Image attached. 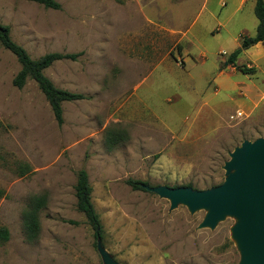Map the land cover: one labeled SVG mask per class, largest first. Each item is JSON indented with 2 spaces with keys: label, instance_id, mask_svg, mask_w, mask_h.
<instances>
[{
  "label": "rangeland",
  "instance_id": "obj_1",
  "mask_svg": "<svg viewBox=\"0 0 264 264\" xmlns=\"http://www.w3.org/2000/svg\"><path fill=\"white\" fill-rule=\"evenodd\" d=\"M56 1L61 10L0 0V25L33 59L80 54L45 74L86 98L63 104L60 126L35 81L14 86L21 64L0 43V226L10 232L0 264H106L102 249L117 264H240L237 216L203 227L209 209L173 207L148 188L217 187L231 154L264 137V45L237 60L254 74L228 64L257 34L255 1ZM109 132L124 135L112 149ZM82 169L102 241L77 209ZM36 197L46 204L31 242L24 222Z\"/></svg>",
  "mask_w": 264,
  "mask_h": 264
},
{
  "label": "water",
  "instance_id": "obj_2",
  "mask_svg": "<svg viewBox=\"0 0 264 264\" xmlns=\"http://www.w3.org/2000/svg\"><path fill=\"white\" fill-rule=\"evenodd\" d=\"M231 157L225 165V182L212 189H148L171 200L173 207L184 204L192 211L209 209L203 227L214 228L225 214L237 216L234 238L242 255L240 264H264V137L246 141ZM102 254L106 264H117L104 249Z\"/></svg>",
  "mask_w": 264,
  "mask_h": 264
},
{
  "label": "trees",
  "instance_id": "obj_3",
  "mask_svg": "<svg viewBox=\"0 0 264 264\" xmlns=\"http://www.w3.org/2000/svg\"><path fill=\"white\" fill-rule=\"evenodd\" d=\"M44 6L46 9L61 10L62 6L56 0H27ZM255 1V15L259 21L257 34L254 37H246L242 40L240 47L234 51L228 58V64L235 67L244 75L254 74L256 68H249L247 66L238 67L237 60L239 56L259 44L264 45V0ZM0 43L8 51H10L21 64V71L15 77L13 83L18 89H23L28 80L35 81L45 95L54 113L57 123L62 126L64 123V109L63 104L66 102H76L86 99L82 94L72 93L66 90L59 89L46 76L45 71L52 67L55 63L70 60L77 61L80 54H62L51 53L40 59H33L27 50L21 45L17 44L11 37V30L8 26L0 25ZM124 140V135L116 132H109L107 136V145L109 149L118 145ZM31 168L26 166L23 169L22 176L29 173ZM127 184L134 190L145 191L143 186L147 185L141 181L128 180ZM77 198V209L82 213L88 224L94 231L96 240L102 241L104 239V227L101 222L100 215L97 212L93 202V187L90 182L89 174L82 169L78 172L77 185L75 187ZM46 199L44 197H36L31 208L25 214V229L29 241H36L41 232L40 212L45 207ZM76 224L75 222H71ZM10 240V232L6 227L0 226V243H6Z\"/></svg>",
  "mask_w": 264,
  "mask_h": 264
},
{
  "label": "crops",
  "instance_id": "obj_4",
  "mask_svg": "<svg viewBox=\"0 0 264 264\" xmlns=\"http://www.w3.org/2000/svg\"><path fill=\"white\" fill-rule=\"evenodd\" d=\"M247 2H248V0H242L241 4L244 5V4H246ZM204 8H205V9L207 8V1H206L205 5H204L203 9H204ZM193 26H194V24H192L191 27L188 29L189 32H190V31H191V32L193 31V29H191ZM222 26H223V25H222ZM92 196H93V195H92Z\"/></svg>",
  "mask_w": 264,
  "mask_h": 264
},
{
  "label": "built area",
  "instance_id": "obj_5",
  "mask_svg": "<svg viewBox=\"0 0 264 264\" xmlns=\"http://www.w3.org/2000/svg\"><path fill=\"white\" fill-rule=\"evenodd\" d=\"M238 116H239V117H241V116H242V114H241V113H239V114H238Z\"/></svg>",
  "mask_w": 264,
  "mask_h": 264
}]
</instances>
